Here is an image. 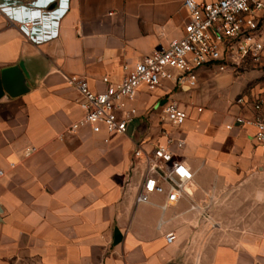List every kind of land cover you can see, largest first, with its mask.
Listing matches in <instances>:
<instances>
[{
  "label": "crops",
  "instance_id": "0c3cea01",
  "mask_svg": "<svg viewBox=\"0 0 264 264\" xmlns=\"http://www.w3.org/2000/svg\"><path fill=\"white\" fill-rule=\"evenodd\" d=\"M185 1L0 0V78L19 68L26 88L0 98V264H264V149L254 128H227L257 102L264 114L255 73L203 68L193 89H142L127 135L69 132L84 111L68 78L94 92L121 82L183 35ZM204 98L210 109L191 106ZM170 102L189 113L180 128L163 120ZM167 135L186 140L177 153L195 182L163 212V197L137 203L145 165L134 155Z\"/></svg>",
  "mask_w": 264,
  "mask_h": 264
},
{
  "label": "built area",
  "instance_id": "2783aa9c",
  "mask_svg": "<svg viewBox=\"0 0 264 264\" xmlns=\"http://www.w3.org/2000/svg\"><path fill=\"white\" fill-rule=\"evenodd\" d=\"M184 7L188 20L183 35L172 40L166 48L144 57L121 82L113 83L105 77V90L94 92L85 79L68 78L69 85L81 96L80 107L84 111V116L70 126L69 132L76 133L83 127H90L94 133L105 131L127 135L130 126L141 117L140 110L133 103L142 89L154 92L165 82L193 89L203 68L223 73L262 60L264 0H186ZM245 103L244 97L236 100L237 105ZM253 109L254 117L236 116L227 128H254L255 140L264 149L263 103H255ZM162 113L163 120L175 128L182 127L189 118V113L179 102L163 105ZM185 146L184 138L167 135L165 144L149 151L138 147L134 156L144 163L145 171L137 203L147 204L153 201V197H163L161 209L166 212L191 195L189 189L195 182V173L177 153ZM2 176L4 172L0 171ZM192 208L196 209L195 206ZM176 238L173 232L165 235L169 245L175 243Z\"/></svg>",
  "mask_w": 264,
  "mask_h": 264
},
{
  "label": "water",
  "instance_id": "95a60500",
  "mask_svg": "<svg viewBox=\"0 0 264 264\" xmlns=\"http://www.w3.org/2000/svg\"><path fill=\"white\" fill-rule=\"evenodd\" d=\"M23 71V70H22ZM26 91L24 77L19 68H9L2 72L0 78V98L5 94L11 97L22 95Z\"/></svg>",
  "mask_w": 264,
  "mask_h": 264
},
{
  "label": "rangeland",
  "instance_id": "374dc122",
  "mask_svg": "<svg viewBox=\"0 0 264 264\" xmlns=\"http://www.w3.org/2000/svg\"><path fill=\"white\" fill-rule=\"evenodd\" d=\"M246 72L248 73H255L256 76L253 79V82L249 85V88L255 87L258 84H260L261 82H264V59L262 57V60L260 62H250L246 65H244L243 67L237 69L236 71H232V73L236 76H242L243 74H245ZM246 91H244L243 94H245ZM203 105L205 107H207L208 109H210V105H206V99L204 98L202 101H198L196 103H192L191 106H200Z\"/></svg>",
  "mask_w": 264,
  "mask_h": 264
}]
</instances>
